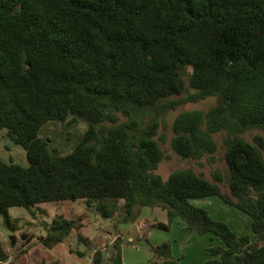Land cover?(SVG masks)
I'll return each mask as SVG.
<instances>
[{
	"label": "trees",
	"instance_id": "1",
	"mask_svg": "<svg viewBox=\"0 0 264 264\" xmlns=\"http://www.w3.org/2000/svg\"><path fill=\"white\" fill-rule=\"evenodd\" d=\"M210 97L218 102L208 111L175 118L172 148L184 160L214 161L215 135L225 132L232 199L191 169L166 180L156 173L166 115ZM69 118L88 129L70 153L54 156L42 129ZM251 129L264 131V0H0V131L28 161L0 160V216L13 242L11 208L34 215L43 204L84 200L105 218L121 210L124 222L159 207L168 218L160 228L180 217L216 236L223 245L203 264H264V137H242ZM209 197L248 215L255 241L191 203ZM75 229L58 216L42 243L59 248ZM170 246L151 248L173 264ZM121 254L118 241L111 263L123 264ZM8 260L0 243V263Z\"/></svg>",
	"mask_w": 264,
	"mask_h": 264
},
{
	"label": "rangeland",
	"instance_id": "2",
	"mask_svg": "<svg viewBox=\"0 0 264 264\" xmlns=\"http://www.w3.org/2000/svg\"><path fill=\"white\" fill-rule=\"evenodd\" d=\"M217 102V98L210 97L200 102L186 103L166 115L159 133V143L165 153V159L160 163L156 173L166 180L177 170L191 169L205 179L218 184L223 194L232 199L227 182V166L224 161V140L227 136L225 132L215 135L219 149L213 156L214 161H210L209 156L199 161L184 160L172 148L175 118L185 111L206 112ZM87 129L86 121L69 118V121L65 123H47L42 129L41 137L48 140L52 155H67L81 141ZM4 132L7 131L4 130ZM257 135L264 137V131L251 129L243 133L242 137L253 142ZM0 160L4 162L12 160L23 167L28 166L25 149L11 141L6 134H0ZM216 172L223 179L220 183L214 178ZM191 203L208 211L214 220L226 223L239 237L248 236L253 242L255 241L251 218L227 204L220 197L196 199ZM122 205L123 201H120V206ZM153 208L144 207L136 220L124 222V214L121 210L114 216L105 218L95 206H88L84 200L43 204L34 209V215L24 208L13 207L10 209V214L14 219L19 220L18 230L15 232L17 240L12 241L10 238L12 232L5 226L0 216V243L5 244L9 256L8 264L17 263L21 252H26L22 254L20 260L22 259L23 263V260L27 259V264H48L52 258L56 259L58 264H94V253L100 250L103 254L102 264L105 259H107L106 264H112L110 261L112 250L118 241L122 248L123 264H165V260L159 258L151 248L165 242L171 245L170 258L173 264H203L213 257L211 249L223 245L214 235H199L196 231L189 230L180 217H177L169 228H160L161 223L168 222L166 212L162 213L160 211H163L162 208L153 211L155 209ZM58 216L74 221L76 229L59 248L49 249L43 245L42 238L46 236L49 226ZM144 220L145 223H140ZM137 221L140 227H136Z\"/></svg>",
	"mask_w": 264,
	"mask_h": 264
},
{
	"label": "crops",
	"instance_id": "3",
	"mask_svg": "<svg viewBox=\"0 0 264 264\" xmlns=\"http://www.w3.org/2000/svg\"><path fill=\"white\" fill-rule=\"evenodd\" d=\"M1 133L0 134H6L7 135V132H4V130H2V131H0ZM8 137V136H7ZM4 142H6V141H4ZM3 161V160H2ZM209 198H213V197H209ZM155 208V209H154ZM153 209V211H155L156 209H161V208H159V207H154ZM26 210V209H25ZM162 213H164V212H166L165 210H160ZM166 215H167V213H166ZM154 218H156V217H154ZM140 222V221H139ZM149 224H150V222L149 221H147ZM161 222H163V221H161ZM140 223H145V220L144 221H142V222H140ZM163 223H165V222H163ZM139 223H138V221H137V223L135 224L136 225V227H140L139 225H138ZM131 240H133L132 238H131ZM7 253V252H6ZM8 254V253H7ZM23 256V255H22ZM53 259V258H52ZM19 261L17 262V263H15V264H27V259H24L23 260V263H22V259L20 260V259H18ZM9 261V260H8ZM6 262V263H0V264H8L9 262Z\"/></svg>",
	"mask_w": 264,
	"mask_h": 264
},
{
	"label": "built area",
	"instance_id": "4",
	"mask_svg": "<svg viewBox=\"0 0 264 264\" xmlns=\"http://www.w3.org/2000/svg\"><path fill=\"white\" fill-rule=\"evenodd\" d=\"M132 241V240H131Z\"/></svg>",
	"mask_w": 264,
	"mask_h": 264
}]
</instances>
